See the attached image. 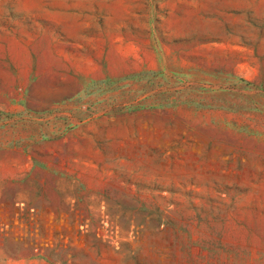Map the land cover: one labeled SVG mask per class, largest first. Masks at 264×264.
Segmentation results:
<instances>
[{
	"label": "rangeland",
	"instance_id": "1",
	"mask_svg": "<svg viewBox=\"0 0 264 264\" xmlns=\"http://www.w3.org/2000/svg\"><path fill=\"white\" fill-rule=\"evenodd\" d=\"M0 264H264V0H0Z\"/></svg>",
	"mask_w": 264,
	"mask_h": 264
}]
</instances>
